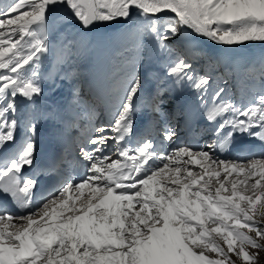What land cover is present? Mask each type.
Returning a JSON list of instances; mask_svg holds the SVG:
<instances>
[{"label":"snow or ice","instance_id":"6c2138e0","mask_svg":"<svg viewBox=\"0 0 264 264\" xmlns=\"http://www.w3.org/2000/svg\"><path fill=\"white\" fill-rule=\"evenodd\" d=\"M249 43L264 0H0V264H258L264 151L229 155L238 137L264 146V56L222 54ZM101 47L113 111L97 125L81 60ZM65 81L70 102L41 110ZM45 123L80 134L39 167Z\"/></svg>","mask_w":264,"mask_h":264},{"label":"bare ground","instance_id":"6f19581e","mask_svg":"<svg viewBox=\"0 0 264 264\" xmlns=\"http://www.w3.org/2000/svg\"><path fill=\"white\" fill-rule=\"evenodd\" d=\"M121 26H118L116 28L110 29L108 30L109 33L111 34H115L117 33L116 29L118 30ZM103 31L96 33L95 35H103ZM94 38V37H93ZM260 46L262 45L261 43H249L243 46H240L238 48L237 51L235 52H230V53H222V54H227V55H231L234 56L238 59H246V58H250L251 56H253L254 51L256 50V47L254 46ZM214 47H217L214 45ZM91 55H92V51H90L89 54H86L82 61H81V73H82V77L84 78V83L82 84V87H85L86 85H89L91 87L92 84L95 86L96 90L95 91H85L86 93H90L91 95H98V97H100V99L104 102V106L108 107V109H110V113L112 114V107L110 105V103L106 100V98L104 96H99L101 94L100 90H98L97 86L98 83L96 81V79L94 78V75L92 73L93 69H94V65L91 62ZM112 57V52L105 48V56H104V63H103V79H105L108 75V70H109V61L111 60ZM146 69V68H145ZM84 70V72H82ZM159 71L158 68H152V70L149 72H147L146 70H144V75L146 77V81H147V85L153 90L154 88V76L155 74ZM58 88H60L59 90H57ZM90 88V87H89ZM62 89L65 90H70V94H71V84L70 82H62L59 83V86L52 92H59ZM151 90V91H152ZM50 93V92H49ZM189 139L191 140V142H193V144H200V145H205L206 143H204L202 141L203 137L198 136V135H193V136H189ZM50 139L49 137L47 138V140L44 142V144L46 146H50ZM187 142V141H186ZM235 151H233L230 155L229 154H225V155H229V158H231L232 156H235L237 153L244 151V150H251L254 154H260L262 151H264V146H262L260 143H255L252 140H250L248 137L244 136V137H238L236 140V144L234 145Z\"/></svg>","mask_w":264,"mask_h":264},{"label":"rangeland","instance_id":"374dc122","mask_svg":"<svg viewBox=\"0 0 264 264\" xmlns=\"http://www.w3.org/2000/svg\"><path fill=\"white\" fill-rule=\"evenodd\" d=\"M123 29L122 28H120V30L119 31H122ZM258 45H259V43H258ZM254 47H256V50L254 51V55L253 56H251L250 58H255V57H260V56H264V44H262V45H260V46H254ZM87 54H89V53H87ZM82 61V60H81ZM83 72V71H82ZM255 143H259L258 141H255ZM253 251H255V250H253ZM258 264H264V251H261L260 253H259V256H258Z\"/></svg>","mask_w":264,"mask_h":264}]
</instances>
